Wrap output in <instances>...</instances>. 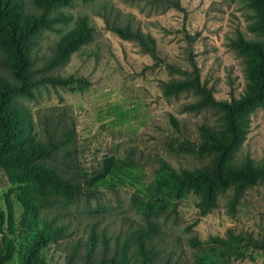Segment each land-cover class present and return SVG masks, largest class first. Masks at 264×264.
Wrapping results in <instances>:
<instances>
[{"label": "rangeland", "instance_id": "obj_1", "mask_svg": "<svg viewBox=\"0 0 264 264\" xmlns=\"http://www.w3.org/2000/svg\"><path fill=\"white\" fill-rule=\"evenodd\" d=\"M23 2L27 10L37 11L31 0ZM58 10L71 19L37 34L32 48L34 75L73 76L90 84L83 88L37 85L33 97L16 99L31 114L39 137L58 141L70 132L71 140L61 144L45 164L81 185L72 200L53 191L37 200L39 216L62 233L42 250L47 264H97L119 249L117 239L121 243L133 229L148 227L149 221L157 229L154 244L161 259L195 264L197 254L207 251L213 264H264L262 250L240 246L234 252L221 250L219 255L213 241L231 235L264 238V181L248 187L234 206L232 189L219 194L217 206L204 215L193 192L178 199L150 194L160 160L176 170L197 168L210 160L174 148L185 140L197 142L199 125L218 128L222 121L215 107L183 111L182 106L198 96L191 91L164 96L161 81L185 78L194 62L216 99L241 96L247 83L246 65L232 41L238 34L259 37L248 29L254 16L248 0H72ZM80 15H86L93 26L92 40L65 64L46 69L55 43ZM126 24L154 37L161 62L155 63L135 40H124L109 28ZM0 72L4 73L1 67ZM171 115L178 129L170 122ZM109 155L115 156L111 172L88 185L86 181L103 170L102 159ZM263 156L264 106H260L251 113L248 133L232 162L238 165L250 157L259 164ZM21 187L11 184L0 168V211L5 214L0 237L9 232L11 204L15 229L9 237L17 250L3 264L20 263V253L35 234L18 224L24 213L17 197ZM147 201L160 206L157 214L146 217L139 209ZM91 236L95 247L88 262L86 243Z\"/></svg>", "mask_w": 264, "mask_h": 264}, {"label": "trees", "instance_id": "obj_2", "mask_svg": "<svg viewBox=\"0 0 264 264\" xmlns=\"http://www.w3.org/2000/svg\"><path fill=\"white\" fill-rule=\"evenodd\" d=\"M72 0H31L37 11L26 9L23 0H0V168L7 175L11 184L25 186L17 194L24 207L19 225L26 230H34L28 246L20 253L18 264H47L42 250L48 244L62 237L60 229L52 227L39 216L37 200L46 198L49 192H59L66 200H72L80 193L81 185L56 174L46 166L45 161L52 157L60 145L71 140V134L65 131V138L56 141L52 136L43 139L38 136L35 123L29 111L16 100L18 97H33L37 85L87 87L86 79L73 76L60 77L42 75L35 77L32 70V48L37 34L55 24L66 23L71 16L59 11ZM248 6L254 11L253 21L248 25L258 38H245L238 34L232 41L233 48L245 61L247 83L244 93L231 100H219L213 91L200 79L196 63L183 79L161 81L164 96L177 95L191 91L198 96L194 102L182 106L183 111H200L211 106L221 111L220 127L207 124L198 126L199 140H185L175 147L178 152H194L199 156H209L210 160L200 167L176 170L167 162L160 160L156 176L150 187L151 197L170 195L176 199L188 192L199 196V213L207 214L217 206L219 194L232 189L231 205L234 206L245 190L264 181V156L259 164L250 157L236 165L232 158L246 138L249 130L251 113L264 106V0H248ZM124 40H135L147 52L155 63L161 62L156 51L154 37L130 24L109 27ZM93 26L86 15L76 18L74 26L66 31L55 43L54 53L45 64L46 69H53L68 62L73 52L92 40ZM176 70L171 65H166ZM170 122L178 129V121L172 115ZM103 170L86 182L93 185L102 181L115 166V156L102 159ZM146 217L158 213L160 206L147 201L138 205ZM5 214L0 211V224ZM15 219L11 204H8V233L0 237V264L10 260L15 254L13 238ZM148 227L133 229L123 241L117 239V248L111 256H102L97 264H185L161 259L160 250L154 244L157 229L149 221ZM91 236L86 243V259L94 252L95 241ZM218 246V253L234 252L240 246L262 250L264 238L253 239L231 235L225 240L213 238ZM133 245V246H131ZM104 247L106 243L104 242ZM133 247V249H132ZM132 249V250H131ZM201 252V251H200ZM92 262V261H91ZM195 264H213V256L207 251L197 254ZM85 264H87L85 262ZM192 264V263H190Z\"/></svg>", "mask_w": 264, "mask_h": 264}]
</instances>
